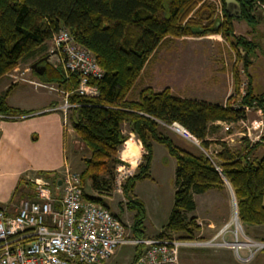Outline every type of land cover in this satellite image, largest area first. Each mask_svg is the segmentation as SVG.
I'll list each match as a JSON object with an SVG mask.
<instances>
[{"label": "trees", "instance_id": "1", "mask_svg": "<svg viewBox=\"0 0 264 264\" xmlns=\"http://www.w3.org/2000/svg\"><path fill=\"white\" fill-rule=\"evenodd\" d=\"M199 1L0 0V76L20 60L43 52L47 40L61 27L67 28L76 41L94 52L103 74L90 77L89 82L98 87V95L70 96V100L79 102V105L71 109L69 118L89 149L80 171L81 181L84 185L89 180L90 187L97 191L94 194L83 188V195L109 207L103 194L110 193L113 188L112 179L117 163L125 161L116 152L124 141V144L128 141V133L122 127L124 122H128L129 129L145 148L136 170L122 186L127 208L136 209L133 222L136 236L144 235V207L129 191L135 179L148 174L153 141L164 142L176 158L173 206L158 237L178 232L180 238H195L199 225L195 215L189 214L195 208L193 193L222 187L225 180L231 185L237 200L240 222L246 225L264 222V151L260 156L253 155L257 141L251 145L246 142L239 150L233 149L225 141L219 142L216 155L220 159V168L217 169L214 161L204 152L194 153L183 149L159 130L162 121H178L199 139L203 148H208L210 139L207 135L212 122L234 121L245 114L243 108L232 105L241 94L238 70L233 74V92L224 103L179 96L168 85L161 89L147 85L140 88L137 98L128 97L143 67L167 37L219 33L229 38L230 45L238 51L243 50L246 55L250 53L252 40L235 34L233 19L258 21L256 8L261 6L264 9V0H236L240 6L239 15L230 14L226 9V0H222L224 19L213 21L210 20L213 5L204 2L206 6L199 5L197 13L201 14L200 18L208 19L206 24L186 19ZM195 25L199 26L193 29ZM250 62L244 58L245 71ZM50 66L53 73L48 78L45 76L46 79L56 80L64 88L75 85L77 74L72 73L67 78L61 64ZM44 72H47V66ZM12 85L9 84L0 93V112H25L6 102ZM241 101L264 107V91L254 93L249 81Z\"/></svg>", "mask_w": 264, "mask_h": 264}, {"label": "rangeland", "instance_id": "2", "mask_svg": "<svg viewBox=\"0 0 264 264\" xmlns=\"http://www.w3.org/2000/svg\"><path fill=\"white\" fill-rule=\"evenodd\" d=\"M204 2L213 5L211 7L213 11L211 14V21L224 19L222 0L199 1L195 8L187 14L186 19H189L193 23L201 22L200 24H206L208 19L204 17L200 18L201 14L197 13V7L199 5L206 6L207 3ZM199 25H195L193 29H196ZM233 30L235 34L244 35L246 38L252 40L250 53L248 55L245 56L246 52L244 53L243 50L238 51L235 47L231 46L229 43L230 39L223 37L219 33H212L199 37L195 35L167 37L155 49L154 53L147 61L146 66L129 92L128 97H138L139 89L145 85H151L155 89H161L165 85H169L176 94H178V91H190L188 93H191V91L194 90L197 91L198 94H191L202 95L203 97H207L208 94H210L213 99H218V101L223 102L227 98L223 96V93L233 92V74L236 70H238L239 82L241 86L243 85V88H246L248 82L251 80L253 92H263L264 14L258 18V21H247L243 18H234ZM52 47V39H49L47 40L46 49L43 50V52L37 53L33 57L20 60L15 67L1 75L0 93L3 92L9 84L19 82L18 84L20 85L24 83L22 85L31 88L29 94L34 97L32 101L41 103L42 100H47L51 97L53 100L49 102L48 106L59 105L63 100V93L57 89V87L59 88L61 86L56 80L46 79L47 76L53 73L50 64L56 65L59 62L55 54V48ZM44 55L48 56L47 62L45 63L47 72H43V74H45L40 76V73L37 72L39 74L37 75L32 69L31 64ZM244 58H248L251 61L246 70L251 79H248V74L243 69ZM28 79L39 81L46 85L35 84L28 81ZM24 80L27 82H21ZM48 85H52L56 87V89L50 88ZM11 94L12 96L8 97L9 101L13 103H20L23 101L20 93L14 95L13 91ZM24 99L30 101L27 98ZM47 112L49 113L47 118H53L54 120L53 129L50 127L49 130L42 131L43 125L39 123L37 126V164L38 166L51 165L52 168H40L36 173H54L56 171V173L61 174V171L65 169V167L80 172L84 167V158L89 155V149L72 126L69 115L67 122L64 124L63 112L61 109H49ZM69 112H71V109ZM247 113H251L250 116H253L254 109L253 111L246 112V114ZM40 118L43 117H37V119L41 120ZM227 122L228 121L212 122L209 128L208 137L210 138V142L208 148H206V152L214 158L219 168L220 164L218 163H220V159L216 155V150L220 148L219 142L225 141L227 145L235 150L241 149L244 144V140L240 135V131L244 130L241 122L235 121L231 126L226 125ZM122 127L124 132L128 131L129 123L124 122ZM159 130L161 133L169 135L171 140L183 149L194 153L204 152L199 142L197 143L195 140L177 131L172 126L161 124ZM134 135L136 134L134 133ZM132 140V138H129L125 144L124 141L117 150L116 155L121 158H123L121 154L128 156L131 162H127L124 158L123 159L128 165H131L132 168L133 162H136L133 168V171H135L137 164L141 160L139 162L136 160L135 156L139 155V150ZM130 142V146L125 149ZM132 152L134 155H131ZM175 167L176 158L171 154L168 146L164 142L153 141L148 174L135 179L129 191L132 197L139 200L144 207L142 230L145 236H157L160 230H162V227L167 223L168 214L173 206ZM54 175L56 174H51L49 178L53 179ZM83 188L87 192L97 193V191L90 187L89 180L84 182ZM231 188L232 187H230L225 180L224 187L220 190L223 194V198L221 201H214L217 205H215L216 207L213 214H217L218 211L220 214H225L229 208L230 216L228 222L231 221L230 227L233 228L235 225L233 222L235 212L234 198L232 195L233 189ZM224 195L226 197L225 199ZM103 197L112 211L117 212L121 216H127L129 221H132V223L134 222L136 209L127 208V199L123 191L112 188L110 193L103 194ZM217 206H219V210H217ZM237 221L243 228L245 227L246 224H242L239 219ZM179 235L180 233L178 232H171V236L178 237ZM134 251L135 247L133 246H120L106 264H130L133 260Z\"/></svg>", "mask_w": 264, "mask_h": 264}, {"label": "built area", "instance_id": "3", "mask_svg": "<svg viewBox=\"0 0 264 264\" xmlns=\"http://www.w3.org/2000/svg\"><path fill=\"white\" fill-rule=\"evenodd\" d=\"M51 39L52 48H55L58 63L62 65L66 77H70L72 73L78 76L75 85L69 88L62 85L57 87L63 93L62 102L46 108L61 109L65 124L69 110L79 105V102L70 100V96L98 95V87L90 83L89 78L100 77L103 69L94 52L76 41L67 28H59ZM28 81L46 85L39 81ZM48 86L56 89L52 85ZM241 87V94L232 105L243 108L246 114L253 105L241 101L246 93V88L243 85ZM33 113L35 111L0 112V117L18 118ZM239 120L244 129L243 135L252 140L262 137V129L254 132L244 116ZM162 123L175 129L176 125H180L179 132L200 143L178 121ZM203 149L214 161L206 149ZM215 167L219 169L216 163ZM132 171V166L126 161L117 163L112 179L113 188L123 191L122 186L126 178L133 174ZM58 178L61 180L59 185ZM227 183L231 187L228 181ZM83 186L80 172L65 167L53 179L42 174L36 175L33 178L32 195L22 198L14 213H7L0 206V264H106L117 248L123 245L135 247L130 264H180L181 247H226L244 262L264 250V240L249 237L242 225L238 224L237 202L233 191L234 227H230V221L211 238L188 239L168 235L136 236L133 233V223L127 216L119 215L102 202L85 198Z\"/></svg>", "mask_w": 264, "mask_h": 264}, {"label": "crops", "instance_id": "4", "mask_svg": "<svg viewBox=\"0 0 264 264\" xmlns=\"http://www.w3.org/2000/svg\"><path fill=\"white\" fill-rule=\"evenodd\" d=\"M21 82H27V81L24 80ZM18 83L13 84L12 87L10 88L8 92L9 95L7 94L6 96L7 104L25 111H30V110L35 111V113L18 118L0 117V206L4 207L7 213H14L16 210V206L19 204L20 200L22 198L32 195L33 178L36 175H38L37 173L46 176H50L51 174H56V175L58 174L56 173V171L54 173H48V172L36 173V171L40 168L41 169L52 168L51 165L38 166L37 164V155H38L37 126L39 125V123L42 124L43 125L42 131L49 130L50 127L51 129H53L54 120L53 118H47V115L49 113L47 112L48 110L46 109L49 107L48 104L50 101L53 100V98L49 97L47 100H42L41 103L34 102L32 101L34 97L29 94L31 88L26 85H22L24 83H21L20 85ZM250 83L252 87L251 80ZM13 91H14V95L16 93L17 94L20 93L21 94L20 96H22L23 101H21L20 103H13L9 101L8 97L12 96L11 92ZM188 92L178 91L177 95L183 97L206 99L209 101H215L221 103H224L226 100L225 99L223 102L218 101V99H213L210 96V94H208L207 97H203L202 95H196L198 94V92L194 90L191 91V93H196V94H191ZM228 93L229 92H227L226 94L223 93V96L227 97L230 94ZM24 98H27L30 101ZM129 98H137V97H129ZM253 109H254V113H253L254 115L250 116L252 112L250 114L247 113L244 114V118H246L247 121L252 125V130L254 132L262 129L263 135L260 139H255V140H252L248 136L243 135V131H240V135L241 138H243L244 140V144L242 146H244L246 142H249V145H251L256 141L258 142V145L255 146V148L252 150V153L254 156H260L264 151V142H263L264 141V107L260 105H253V108L250 111H253ZM37 117H43V118H40L41 120H39L37 119ZM218 121L224 122L226 120H216L214 122H218ZM235 121H240V120L238 119L234 121L233 120L228 121L226 125L231 126ZM126 132L128 133L126 139L132 138L138 147L139 156L137 155L138 156L137 162H139L141 160L142 153L145 152V148L141 144L140 140L136 137V135H134V132H132L130 129ZM208 136L209 133L207 137ZM130 144L131 142L128 143L125 149L128 146H130ZM131 155H134L133 152ZM121 156L127 162H131L128 156L123 154H121ZM223 187H224V183L222 187H211L203 192L193 193V198L195 200V208L189 213L190 215H195L197 224L199 225V229L196 232L195 238H199V239L211 238L219 231V229L223 225L228 223L229 221L228 219L230 216L229 208L225 214L224 213L220 214L219 211L217 214H213L214 209L216 207L215 205H217L216 202L214 203V201L215 200L221 201V199L223 198V194L220 192V190ZM225 198L226 197L224 195V199ZM262 201L264 203V194ZM217 210H219V206H217ZM245 227L243 229H245L244 231L249 237L253 239L264 240V222L261 224L245 225ZM179 260H180V264H264V251L257 252L249 261L244 262L239 260L236 257L235 253L231 249L226 247H218V248L181 247L179 250Z\"/></svg>", "mask_w": 264, "mask_h": 264}, {"label": "water", "instance_id": "5", "mask_svg": "<svg viewBox=\"0 0 264 264\" xmlns=\"http://www.w3.org/2000/svg\"><path fill=\"white\" fill-rule=\"evenodd\" d=\"M226 9L228 10V12L230 14H234V15H239L240 13V6L238 4V2L236 0H226ZM256 13L259 15V17L261 15L264 14V9L261 7V6H257L256 8ZM245 53V52H244ZM246 56V54H245ZM47 55H44L42 57H40L38 60L34 61L32 64H31V67L32 69L35 71V72H38L40 74H42L45 70V65L44 64H39V61L41 60H47ZM61 182L60 178L57 179V185H59Z\"/></svg>", "mask_w": 264, "mask_h": 264}, {"label": "bare ground", "instance_id": "6", "mask_svg": "<svg viewBox=\"0 0 264 264\" xmlns=\"http://www.w3.org/2000/svg\"><path fill=\"white\" fill-rule=\"evenodd\" d=\"M175 127H176V129H177L178 131L180 130V129H179V128H180V125H176ZM132 141H133V140H132ZM133 143H135V142L133 141ZM138 156H139V155H138ZM138 156L136 157V160H138Z\"/></svg>", "mask_w": 264, "mask_h": 264}, {"label": "flooded vegetation", "instance_id": "7", "mask_svg": "<svg viewBox=\"0 0 264 264\" xmlns=\"http://www.w3.org/2000/svg\"><path fill=\"white\" fill-rule=\"evenodd\" d=\"M46 61L45 60H41L39 61V64H44L45 65Z\"/></svg>", "mask_w": 264, "mask_h": 264}, {"label": "clouds", "instance_id": "8", "mask_svg": "<svg viewBox=\"0 0 264 264\" xmlns=\"http://www.w3.org/2000/svg\"><path fill=\"white\" fill-rule=\"evenodd\" d=\"M136 162H133V168L135 167Z\"/></svg>", "mask_w": 264, "mask_h": 264}]
</instances>
